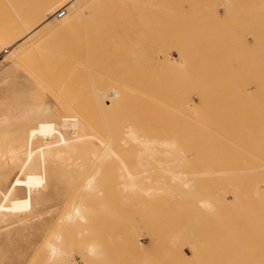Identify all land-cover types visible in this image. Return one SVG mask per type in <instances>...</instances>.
<instances>
[{"label":"rangeland","instance_id":"obj_1","mask_svg":"<svg viewBox=\"0 0 264 264\" xmlns=\"http://www.w3.org/2000/svg\"><path fill=\"white\" fill-rule=\"evenodd\" d=\"M10 1L14 3V0ZM40 1L42 0H18L21 4L17 8L22 12L21 7H25L24 4H27L26 7H28L30 4L35 5L36 2L39 3ZM162 1L163 6H160L162 9H154V16L156 14L159 15H156L157 18L155 17V19L160 17L162 19H158L159 22L155 20L156 25L154 23L152 25V21L149 26L150 28L156 27V30L160 29L158 33L163 37V45L166 43L167 46L172 44L170 47L175 44V42H172L173 38H175L174 36H181L180 39L182 40L180 43H185L186 40L184 39L186 36H183L189 29V25L192 27L194 23L197 25L200 22V18L197 15L203 12L202 9L206 13L209 9H213V7L210 8L209 6H213L214 4L217 6V3L224 2V0ZM226 2L228 3H222L224 6L221 4L222 8L219 7L220 4L217 7L219 9L215 11L214 8V12L211 9L215 16L221 13L224 17H227L226 20L219 15V18H215L214 16L213 19L212 17L210 19L213 20L212 23L207 22L209 25L201 21L204 30H208L209 26L213 24L214 31L211 29V34H209V29L205 31L209 35L202 34L203 36L198 37L197 40L195 39V44L193 42V46L191 44V48L189 47L185 56L181 57L185 58L186 62L181 63L178 52L171 49V54L165 57V61L171 67L165 68L166 66H163L169 72L166 70L163 71L161 68L162 70H157L160 75L159 77L155 70L158 68L153 69L155 70L153 73H156V76L159 78H161V73H165L162 78H167V75L170 79H172L171 76L176 77V80L181 82L177 83L175 81L177 85L179 84L178 87H181V91H184L183 89L186 88L185 94H182L183 96L180 95V98H178V95L177 98L174 96L168 97L167 92L174 91L177 85L170 82L169 78L166 81L163 79V83L167 87L163 85V91H160H162L161 93L165 91L167 97L163 98L162 96V112L160 110L161 108L156 107V109L158 108L160 110L158 113H163V121L161 120L162 115H160L161 119H159V122L163 125H160L163 131L159 129V134L162 135L163 139L166 137L175 138L178 142L177 147L181 149L177 151V159H174L173 156H170V152H166L167 148H163L162 152H159L157 155V158L163 161V165H159L157 162H152L151 160L146 169L143 167L144 170H149L146 171L147 173H144L145 175L140 177L142 181L141 186L145 188L153 186V183L151 182L152 184H150L149 181L152 176L155 178H151V181L155 179L163 181L162 193L161 191L157 192V195L160 194V196L155 198V195L151 197L152 195H148L144 190L136 189L132 192L129 191L131 195H126L123 183L127 178L122 176L125 171L121 161L114 157L110 160L111 168L108 164H104L105 168L104 166L102 168L100 167L102 173L98 178V188L100 187L101 193L97 192V195H93L94 205L96 207L98 206L100 217L97 216L98 219L95 216L96 220L91 218V215L93 217L94 215H98L94 212H98V210L94 209L91 196L88 200L90 201L91 199L90 204L87 205H89L90 210L93 208L94 211L93 213L90 211L91 214L88 212L90 214L88 222L91 221L90 223L92 224L96 223V226L91 224L92 228H85L81 227V224L84 222H80L74 226L70 225L73 228H70L71 230L66 228L69 229L68 232L64 233L69 235V237L67 234L65 235L68 243L67 247L75 249L72 254L74 257L71 260L69 259L68 264H264V0H254L250 3L248 2L249 4L244 3L243 8L239 6L240 3H238V7L236 5L237 3ZM115 3H119L121 6ZM169 4L173 6L170 12L176 10L174 14L176 16L177 13L178 16H176L177 18L171 15L167 16V23L164 20L165 17L163 14H166L165 10L167 11L170 8L168 7ZM122 6L124 7L122 0H100L94 5L95 11L101 17H104V19L108 20L112 14L116 15V19H114L115 34L117 37L115 38L116 46L111 51V59L114 63L126 51L123 49L120 39L127 35H129L128 37H134V35L136 37L138 34V36L143 35L141 29L144 26L143 21L141 22L134 12H132L134 14L129 13L130 11L125 12ZM25 8H23V11L28 12L27 8ZM195 8L198 11H196L197 13L195 12L196 14L193 13ZM206 8H208L207 11H205ZM60 9H63V7H60L55 14H58L57 12ZM226 11L230 12V15ZM215 12L218 14L216 15ZM127 13L131 14L132 18H126L130 16ZM172 17L177 20L173 19L174 25L171 23ZM175 21L178 24H175ZM132 22H135L136 26ZM0 23L2 22L0 21ZM179 24L183 26H180V30L178 28L179 26H177ZM185 24L189 26L188 29H186ZM201 24L199 23L198 26H194L199 28ZM127 26L129 27L127 28ZM222 26H228L227 28L229 29H225L226 27L223 28ZM171 27H173L172 31L170 30L171 33H168L169 35L164 39L163 34L164 32L166 33L165 30L171 29ZM200 28L201 31L203 28L201 26ZM204 30L201 32H204ZM141 32L142 34H140ZM154 32L152 31L150 35L154 37L159 36L157 31ZM149 33L147 31L145 34L149 35ZM165 46L163 47L165 48ZM7 47L8 45L0 44V97L11 96L9 109L12 110V113L15 111L14 116L16 114H21L22 116L20 115L15 120L14 126L10 125L9 120L12 121L13 119L9 116L10 111L5 110V107H1L0 138L3 133L9 134L10 129H12L15 130V133H11L4 140L6 144L16 138L23 137L22 133H30L31 136H29V139L32 145L51 141L57 137H55L56 133L53 131L51 123L53 122V118L57 116V110L55 109L53 100L58 98L54 95L55 93L53 94L51 92L50 86H48L49 84L42 77L35 76L34 81L30 83L23 79L22 76L26 74L27 70L36 75L32 71V64L34 63H32V60H37L38 58H33L38 55L40 56L41 54L38 53L41 51L39 50L35 56L27 53V60L23 56L26 61L23 59L24 61L19 62L16 68L12 70L11 67L14 65V62L12 58H9L11 48ZM24 55L26 56V54ZM29 60L30 65H25V62L29 63ZM175 61L179 68L176 66ZM216 62L218 63L216 64ZM114 63L112 66H114ZM179 65L182 66L180 67ZM112 66L110 65L108 71L112 69ZM216 68L221 69L219 73L218 70H215ZM160 71L162 72L160 73ZM258 71L259 73H257ZM112 72L113 70L110 73ZM114 72L116 71L114 70ZM150 72L156 78L153 81L158 83L159 78L152 74V69ZM150 72L148 70V74ZM181 72H183V75H188L182 77ZM119 74L120 71H117V75ZM200 76L204 77L201 79ZM180 78H184L183 80L187 78V81L185 80L182 83L183 80L181 81ZM219 78H223L224 81L221 79L223 81L221 82ZM251 78H255V80H251ZM166 83H171L172 85L169 86ZM180 84L183 85L180 86ZM178 87L176 88L179 93ZM19 93L24 96L20 100L17 99ZM129 98L127 100L132 99L130 101L132 104L127 102L125 105L131 104L129 105L130 109V106L133 108L134 104L133 98ZM15 100L20 104L18 107L12 105ZM37 101L41 102L39 106L40 111L36 110L37 106L35 105L38 103ZM121 101H118L119 105ZM119 109L115 111L117 114L114 112L111 115L110 121L113 118V121H115L116 117H118V122L116 121L115 123H119L121 122V118L124 119L125 115L128 116V119L130 118V114L128 115L130 111L128 106L125 109H122V107L121 110ZM156 109H154L156 112H151L154 116L155 113L157 114ZM147 113L150 117V112ZM131 115L133 116V113ZM157 115L156 117H158ZM143 116L145 122L148 121L149 117L146 115ZM149 120L150 123L148 121L146 124L148 123L150 125L154 123L153 121L151 122V119ZM95 121L97 120L94 119ZM125 121L126 119H124L123 124H125ZM156 121L158 122L157 118ZM114 125H116L115 131L117 130V133L118 131L120 132L119 125ZM110 128L112 129V127ZM111 129H109L111 134H108L113 137L114 135L112 136V134L115 133L114 128L113 132ZM150 131L151 129L149 130V134H152V131ZM121 132L124 131L122 130ZM155 132L157 133V131ZM124 134L119 133V135ZM126 136L122 138H126L127 140L129 137ZM117 137L120 140L118 135ZM157 137H159L158 134ZM128 140L127 143L124 142L122 145L125 147L120 145L121 140L118 141L119 144L117 143V146L121 147L116 146V149L120 155L125 154L122 157L124 160L126 159L125 163L130 170L139 171L140 169L141 171L142 164L140 163L146 162L148 160L146 159L147 156H145V161L144 159L143 162L142 160L140 161L138 158L141 157L142 159L143 155L140 156L138 153H142L136 151L137 145L135 147L134 143H130L136 148V150L134 148L136 156L133 155L135 152L130 147ZM4 143L0 139V147ZM125 143L127 146L124 145ZM17 144H23V140H20ZM134 156L136 158L135 160L133 159ZM66 158L67 171L64 175H59V169L56 168V163L53 161L47 163L44 167L34 165L30 168L24 182L19 183L20 187L14 192V199L8 208L13 211L16 209V213L11 216H6V222L3 225L4 230H1L6 237L2 236L0 238V264H29L31 261V264H33V261L34 264H39L41 262L40 260L44 258L46 254L44 243L48 239V236H52L53 231L58 228V225L63 224L61 222L62 219H59L66 212H62L61 214L60 211L64 210L66 206L72 205L74 201L71 200L75 198V193L72 189L79 185V178L76 174L79 165L75 163L79 160H71L68 154ZM137 159L139 163L135 165ZM172 160L173 162L171 164ZM167 168L178 171L181 179L173 180ZM89 170L91 172L93 170L95 171L96 167L93 170L89 168ZM110 170L114 171L112 172ZM150 170L151 173L154 170L156 172L151 175L149 173ZM147 174L148 176L151 175L150 178L146 177ZM144 176L147 178L146 180ZM1 180L3 179L0 177V182ZM68 180H72V183L69 184ZM60 182L64 183L65 186L63 184L61 185ZM120 184L123 186L122 189H120ZM8 185L9 183L6 184L7 187ZM0 186H2L1 183ZM37 200H50L52 204L44 208L34 209V203L36 204ZM102 202L105 204L103 205ZM49 209L52 212L45 214ZM39 212L43 213L44 217H41V220L38 221L35 227H31L32 225H23L22 221H20L22 218L24 221L25 219L32 218ZM99 222L101 223L100 227ZM67 226L69 227V225ZM51 229L52 233L49 234ZM71 231L74 233L73 235L69 234ZM76 233H80L81 235L79 236ZM70 237L76 238H71V242ZM82 237L83 239L85 237L86 241L84 240V242H86V245H81L80 242V246L77 243L79 241H76V245L75 243L73 244L75 242L73 240H82ZM92 239L95 240L96 246L100 248L104 258L106 257L105 259L102 256H97L98 258L100 257L99 259L96 256L92 257V255L90 259L85 256L83 249H86L87 242H92ZM43 246L45 250H43ZM97 250L99 249L97 248ZM80 253H84L82 260Z\"/></svg>","mask_w":264,"mask_h":264},{"label":"bare ground","instance_id":"obj_2","mask_svg":"<svg viewBox=\"0 0 264 264\" xmlns=\"http://www.w3.org/2000/svg\"><path fill=\"white\" fill-rule=\"evenodd\" d=\"M98 1H100V0H42L39 3L36 2L35 5L30 4L31 5V6L29 5L30 7L29 6L26 7L27 4L26 5L24 4V6L27 8L28 12L27 11L24 12L25 10L23 11V8H25L23 6L21 7L22 12L20 10H18L17 6L19 4H21V2H18V0H17L18 3L16 2V0L13 1L14 3H12V1H10V0H1L0 1V21L2 22V23H0V44L8 45L7 48H9V47L11 48L10 49L11 52H9L10 53L9 58H12L13 62H14V65L11 67V69L12 70L15 69L19 62H22L25 59L27 60V53L35 56V55H37L38 51L40 50L41 52H39L38 54H41V55L35 56V58H33V59H37V58L38 59L35 61L32 60V63L33 62L34 63L33 64L31 63L33 65L32 71L35 72L36 75L32 74L29 70H27L26 74L22 75L23 79H25L31 83V81H34L35 76H39L40 78L42 77L49 84L48 86H50L51 92L53 94L55 93L54 95L56 96V98H58L56 100L55 99L53 100L55 109L57 110V113H56L57 116H55L53 118V122L51 123L52 129L56 133V135H55V137L57 136L56 138H53L51 141H48L46 143L32 145V143L29 139V136H31L30 133H25V134L22 133L23 137L16 138L15 140H12L11 142L6 144V143H4V140H6L7 137L10 136L11 133H15V130H12V129H10L9 134L3 133L2 137L0 138L2 143H4V144H1V147H0V177L3 179L0 182L2 184V186H0V232H2L4 230L3 225L6 222V216L7 215L11 216V215H14L16 213V209H15V211H13L12 209H8V208L10 207V204L12 203V200L14 199V192L18 189V187H20L19 183L24 182V179H25L26 175L28 174L31 167H33L34 165L39 166V167H44L47 163L54 161L56 163V168L59 169V175H64L67 171L66 170V167H67L66 166L67 165L66 164L67 163L66 162L67 161L66 155L68 154L69 158L71 160L72 159L74 161H76L77 159L79 160L78 162H75L77 165H79L78 169L76 170V174L79 178V180H78L79 185H77L76 187H73V189H72V191H74V193H75V198H74V200H71V201H74V202H72L71 206H66L65 207L66 210L64 209L65 211L64 210L60 211L61 214H62V212L63 213L66 212V213L62 214L63 216L60 214V216H62V217H60L59 220L62 219L61 222L63 224L61 223L62 225H58V228L55 229V231H53V233H52V229H51V232L49 234L52 233V236L51 235H50L51 237L48 236V239L44 243L45 248H46V254L45 255L43 254L44 258H42V260H40L41 262L39 264H68L67 262L70 261L72 259V257H74L72 254L74 253L75 249H70V247H67L68 243H67V240L65 237V235L67 233L66 234H64V233L68 232V230L71 228L70 225L74 226V225L79 224L80 222L81 223L84 222L81 224L82 225L81 227L92 228V225L96 226V223L92 224V223H90L91 221L88 222L89 221L88 217L91 214L90 211L93 213L94 210H93V208H91V210H90L89 205H87V204H90L89 202L91 201V199H90V201H88V200H89V197L92 196L91 198H92L93 205H94L95 201L93 200V198H94L93 195H97V192L99 193L101 191V189H99L100 187L98 188V182H99L98 178L100 177V174L102 173L101 168H102V166H104V164H108L110 166V160L112 158L116 157L115 159H119L121 161V163L123 164V169L125 172L122 174V176L123 177L125 176L127 178V180L123 183L126 195H131L130 192L135 191L136 189H142L148 195H152L151 197H153V195H155V198L160 196L159 193H158L159 195H157V192L161 191V193H162L163 181L162 180H156V179H155L156 181L155 180L151 181V178H153V179L155 178V177L151 176L154 172H156L155 170L153 173H151V170H153V169H151L149 172L151 175H149V176H148V174L146 175V177H148V178H150V176H151L149 181H150V184L153 183L152 184L153 186H150V187L148 184L149 188H145V187L141 186L142 181L140 180V177H142V175H145L144 173L149 170V169L144 170V168L146 169L147 165L150 164L149 162L151 160H152V162H157L159 165H163V161H161L159 158H157L158 153L162 152L163 148H167L166 152H170L171 153L170 156H173L174 159H177V157H178L177 151H180L181 149H179L177 147L178 142L176 141V139L173 137H168V138L166 137L163 139L162 135L159 134V132H160L159 129L161 130L162 129L161 126H163V125H161V122H159V119H161L160 115H162L161 120L163 121V113L160 114L158 112L160 110H161V112L163 111V108H162L163 107V98L167 97L165 91H164V93H161L163 91V88L167 87V85H165L163 83V79H165V81H166L167 78H169V81L173 82V83H175V81L177 83H181V82L180 81L178 82L176 80V77L174 78L171 75L170 76L172 79H170V77L168 75H167V78H165V77L162 78V76H164L163 74H165V73H161L162 71H160V73L162 74L161 75L162 79H161V78H159L160 75H159L158 71L161 68L164 71V70H166L165 68H167L169 66L171 67V65L169 63L167 64V62L165 61V57L171 54V52H170L171 49L176 50L178 52V54L180 56L179 58L181 59L180 60L181 63L186 62V59L181 58V57L185 56L186 51L189 50V47L191 48L190 45L192 44V46H193V42L195 44L198 37L200 38L203 35H207L208 32H209V34H211V31H212L211 29H213V31H214V27H213L214 25L213 24H212L213 26L210 25L213 28L209 26V28H208V30L210 29L209 31L204 30V26L201 24V21H202V23H205V22L207 23L209 21L211 24L213 20H210V19H212V17L214 19V16H215V14L212 13V10L214 8H215L214 9L215 11H216V9H219V8H217L219 4H220L219 7L222 8V5H223L222 3L227 4L228 2H226V1H229V2H233L234 4L237 3L236 4L237 6L239 5L238 3H240L239 6H242V8H243L244 3H248V2L250 3L254 0H224V2L221 1V3H217V6L215 4H214L215 6L213 4H212L213 6L208 5L210 8L213 7V9L211 8L212 10L211 9L208 10V8H206L205 11L208 10V12H206V13L204 12V9H202L203 12H201L197 15L201 19V20L199 19L200 22L198 21L201 24L200 26L203 28L201 31L204 30V32L200 31V29H201L200 26H199V28L198 27L196 28V26H198L199 23L197 25L194 23L192 27H191V25H189L190 26L189 27L187 24H185L186 29H188V27H189V29L187 31L185 30L186 34L184 32V34H185L184 36L182 35L183 37L186 36V38L184 39L186 41H185V43L182 44V43H180L182 40V39H180L181 36L179 37V36L173 35L176 32V31H174L175 30L174 29L173 30L174 33L172 35L175 38H173L172 42H175V44L172 47H170L172 44L168 45L169 46L168 47L167 43L165 41V43H166L165 45L168 47V49H166V50H165V48H167V47L165 45H163L164 44L163 37L158 33V31L160 29L156 30L155 26H154L155 28H150V26H149V25H151L152 21H153L152 25H153V23L156 25V21L158 19L160 20L161 17L158 19H155V17L157 18V16H159V15L156 14L157 16L156 15L154 16V9L155 10L157 8L162 9V7H160V6L161 5L163 6V1L162 0H122V5H124V7L122 6V8H124V11L125 12L130 11L129 13L134 12L135 15L137 17H139V20L141 22L143 21L142 23L144 24V26L142 28L140 27L142 29L143 35L138 36L139 35L138 34L139 31H138V32H136V34H138L136 37H135V35H134V37H128L129 35H127V36H124L122 39H120L121 44L123 46V49L126 51L123 53V55H121L118 58V60L115 59V60H117L115 63L111 59V51L116 46L115 38H117V37L115 34L116 31H115V27H114L115 26V20L114 19H116V17H115L116 15L112 14V16L108 20L104 19V17H101L100 14L95 11V7H94L95 3ZM110 1H112V0H110ZM15 4H17V5H15ZM115 4H119V3H115ZM230 4H232V3H230ZM119 5L121 6V4H119ZM115 6H117V5H115ZM1 7L3 8V10ZM60 7H63V9L65 8V10H66L65 15H63L61 17H59L58 14H55V12ZM168 7H170V8L167 9ZM168 7L163 8V9H167V11H169V12H167L165 10L166 14H163L164 12L162 13L165 17V19H164L165 21H166V19H168L167 16L171 15L175 18H177L176 16H178L177 13H176V16L174 14L176 12V10L175 11L173 10V12H170L171 8L173 7L171 4H169ZM122 8H120V9H122ZM244 9H242V10H244ZM214 10H213V12H214ZM196 11H197V9L195 8L193 13H195ZM234 11H236V10H234ZM129 13H127V14H129ZM134 13H132V14H134ZM167 13H168V15H167ZM169 13H171V14H169ZM202 13H205V14H202ZM211 13L213 14V16ZM226 13H229V15H230V12L226 11ZM127 14H125V15H127ZM217 14L218 13H216V15ZM129 15L130 16L127 15L128 17H126V18H132L131 14H129ZM163 15H160V16H163ZM219 15H220V17H224V15H222L221 13ZM219 15H217L218 17L215 16V18H219ZM229 15H227V16H229ZM235 15H237V14H235ZM235 15H234V17H235ZM136 16H135V19H136ZM173 17H172V19L171 18L170 19L172 20L171 23L174 25L173 19H175V18H173ZM226 18L227 17H224L225 20H226ZM135 19H133V20H135ZM228 19H230V18H228ZM139 20L137 19L138 22H139ZM159 20H158V22H159ZM176 21H175V24L177 23ZM195 21H197V20H195ZM138 22H137V24H138ZM217 22L219 23L218 19H217ZM217 22L214 21V23H216V24H217ZM224 22L228 23L226 21H224ZM171 23H169V24H171ZM132 24L134 25L135 22H132ZM139 24H140V22H139ZM180 24L183 25L182 23H180ZM180 24L177 25V26H179L178 27L179 30L181 29ZM207 24H206V26H207ZM230 24H231V22H230ZM194 25H196V26H194ZM134 26H136V24ZM140 26H142V25H140ZM128 27L129 26H127V28ZM151 27H153V26H151ZM168 27H170V26H168ZM173 27H171V29L165 30L166 33L164 32V34H163L164 39L166 36L169 35L168 33H171ZM181 27H183V26H181ZM225 27H223V28L229 29V28H227L228 26H225ZM136 28L138 29V27H136ZM158 28H159V26H158ZM161 28H163V27H161ZM164 28H166V27H164ZM178 28L176 27V29H178ZM147 31H148V33L150 31L151 32L157 31L159 36H156V37L151 36L150 35L151 32L149 33V35H150L149 36L148 34H145ZM162 31H164V30H162ZM205 31H208V32L206 33ZM142 32L140 34H142ZM154 34H155V32H154ZM161 34H162V32H161ZM175 34H177V33H175ZM124 35H126V34H124ZM171 40H172V37H171ZM193 40H195V41H193ZM188 44H189V46H188ZM163 46H165V48ZM42 50L43 51L45 50L46 52L45 51L43 52ZM161 53H162V55H161ZM24 54H26V56ZM23 56L26 58L24 59ZM28 57L30 58V56H28ZM39 57H40V59H39ZM254 59H256V58H254ZM253 60H251V61H253ZM28 62L29 63L25 62L26 63L25 65H27V64L30 65V60ZM218 62H216V64ZM113 63H114V66H112ZM110 65L112 66L111 67L112 69H110V71H108V69L110 68ZM177 65L178 64L176 62V66ZM163 66H166V67L164 68ZM252 67H253V65H252ZM155 68H158V69H155ZM217 68L215 70L216 71L218 70V73H219V70H221V69H217ZM123 69H124V71H123ZM151 69H152V74H154L153 72L156 70L157 75H159V77H157L156 73L154 74L155 77L159 78V81H157L158 83H156V81H153L156 78H154L153 75H151V72H150ZM153 69H155V70H153ZM112 70H113V72L110 73ZM114 70L116 72H114ZM125 70H127V71H125ZM148 70L150 72L149 73L150 75L148 74ZM205 70H207V69H205ZM251 70H253V69H251ZM117 71H120L119 75H117ZM166 71H168V70H166ZM196 72H197V70H196ZM182 73L183 72H181L180 74H182ZM252 73H250V74H252ZM257 73H259V71ZM187 75L182 74V77L187 76ZM200 77L202 79L204 76L203 77L200 76ZM187 78H185L186 81H187ZM206 78H208V77H206ZM183 79H181V81ZM213 79H215V78H213ZM213 79H212V81H214ZM221 79H223V78H221ZM253 79L255 80V78H253ZM253 79L251 78V80H253ZM185 80H183L182 83H184ZM216 81H217V79H216ZM223 81H224V79H223ZM223 81L221 80V82H223ZM168 83H166V84H168ZM200 83H201V81H200ZM200 83H198V84H200ZM202 83H203V81H202ZM185 84H186V82H185ZM163 85H165V86L163 87ZM168 85L170 86L172 84L170 83ZM178 85L175 86V90H174L175 92L173 90L170 93L167 92L168 97L174 96L177 98V95H178V98H180V95L183 96L182 94H185L186 88H184V86H183L184 89L183 88L182 89L184 91H181V89H180L181 87H178ZM182 85L180 84V86H182ZM161 87H162V89H160ZM176 87L179 88L180 94L178 93V89ZM160 90H162V91H160ZM159 91H160V93H159ZM162 96H163V98H162ZM10 97H8V96L0 97V108L5 107V110L10 111L9 116L11 117V119L13 118L12 121L9 120L10 125L14 126L15 120L17 118H19V116L21 114L20 115L16 114L14 116L15 111H13V113H12V110L9 109L10 108L9 104L11 103ZM21 97H24V96L20 95V93H19L17 99L20 100ZM129 97L133 98V104H134L133 108L130 106V109H129V105L132 104L130 102V101H132V99L129 100L130 99ZM127 98H129V99L127 100ZM118 101L119 102L121 101L120 105H119ZM15 102H16V100L13 102L12 105L18 107L20 104L16 102V104H17L16 105ZM123 102H124V104H123ZM127 102H129L131 104L125 105V104H127ZM40 103L41 102L39 101L35 105V106H37V108H36L37 111H40V107H39ZM117 106H118V108H117ZM120 106L122 107V109H125L128 106V109L130 110L128 113V115L130 114V118L128 119L127 118L128 116H126V115L124 116V119H126V121H127V123L125 121V124H123V121H124L123 118H121V122L115 123L118 119V117H116V116H115L116 117L115 121H113L114 118L112 119V121H110V119L112 117L111 115L115 111H117L119 108H120L119 110H121ZM156 107H159V109L160 108L161 109L158 110V108L156 109ZM154 109L157 110L158 115L155 113V116H154L151 113L153 111L156 112ZM147 112H150V114H151L150 117L147 115L148 114ZM131 113H133V116L131 115ZM143 115H146L147 117H149V119H151V122L153 121L154 123H151L149 125L148 123H150V120L146 117V119H148V121H149V122L146 121V122H148L146 124ZM156 115L158 117H156ZM120 116H122V115H120ZM159 116H160V118H159ZM141 117H142V119H144V121H142ZM6 118H7V116H6ZM131 118H132V120H131ZM156 118L158 119V122L156 121ZM94 119L97 121L94 122ZM122 119H123V121H122ZM139 119H140V121H139ZM2 121H3V118H2ZM9 121H8V123H9ZM110 124L111 125H114V124L119 125L120 132L118 131V133H117V130L115 131L116 125L111 126ZM2 125H3V122H2ZM0 127H1V124H0ZM110 127H112V129ZM9 128H10V126H9ZM113 128H114L115 133H113L112 136L116 135L115 137L114 136L111 137V135H109V134H111L109 129H111L113 132ZM150 129H151V131L153 129H155L153 131H154V133H156L155 131H157V133L154 135V133L152 131L153 135L151 133L149 134ZM122 130L124 132H121ZM162 131H163V129H162ZM119 133H125V134L119 135ZM157 134L159 137H157ZM117 135L119 136L121 141L118 140ZM123 136L129 137L128 138L129 140L128 139L127 140L129 142L130 147H132L133 152H135L134 148L137 145V150H136V148H135V150L138 152L140 151L142 153V154H140L137 152L140 156L143 155L142 159H141V157L138 158V155H137V158L140 161L142 160V162H143V159L145 161V156H147L146 159H148V160H146V162L140 163V164H142L143 171H142V169H141V171H140V169H139V171L136 170L137 172L130 170L125 163L126 159L124 160V158L122 157L125 154L120 155L118 153V150L116 149L117 143L119 144L118 141H120L121 146L123 145L124 142L127 143L126 138H122ZM20 140H23V144L19 145V144H17V142H19ZM126 143L124 145H126ZM130 143H134L135 147H133L132 144H130ZM121 146H117V147H121ZM122 147H125V146H122ZM138 148H139V150H138ZM172 153H174V154H172ZM133 155L136 156V152ZM135 156L133 157L134 160L136 159ZM138 159H137V162L135 163V165L137 163H139ZM112 162H113V160H112ZM172 162H173V160L171 161V164H172ZM113 164H114V162H113ZM95 167H96V170L94 171L93 169H95ZM89 168H92L93 171L91 172L89 170ZM104 168H105V166H104ZM110 168H111V166H110ZM140 168H141V165H140ZM149 168H150V166H149ZM110 171H112V170H110ZM167 171L171 174L173 180H180L181 179V175L178 171L172 170L171 168H167ZM122 176H121V178H123ZM144 177H143V180H144ZM146 177H145V180L147 179ZM157 178H158V176H157ZM68 181H69L68 182L69 184L72 183V180H68ZM8 183H9V185L7 187L6 184H8ZM60 184L61 185L63 184L65 186L64 183L60 182ZM119 186H121V184ZM122 187L123 186H121L120 189H122ZM85 197H87V198H85ZM129 197H131V196H129ZM161 197H163V196H161ZM132 198H131V200H132ZM104 199H105V197H104ZM83 200L85 201V203ZM50 204H52L50 202V200H37V203L36 204L34 203L35 206L33 208L34 209L44 208ZM102 204H103V202H102ZM95 207H96V205H94V209L98 210V212L97 211H94V212L98 215H94V217H93V215H91L92 216L91 218L96 220V218H98L97 216L100 217V215H99L98 206L96 208ZM50 212H52L51 209H49L45 214H48ZM88 212L90 214H88ZM95 216H96V218H95ZM41 217H44V214L39 212V213H36L32 218L25 219V221L22 218V219H20V221H22L23 225H29V226L32 225L31 227H35L37 225L38 221L41 220ZM86 221H87V223H86ZM97 222H98V220H97ZM85 223H86V225L84 226ZM64 225H65V228H64ZM67 225H69V227ZM97 225H98V223H97ZM100 225H101V223L99 222V227H100ZM99 227H98V229L100 230ZM53 228H55V226H53ZM66 228H69V229H66ZM71 229H73V228H71ZM72 231H71V233L69 232L70 235L74 234V233H72ZM80 233L79 234L76 233V234L80 236L81 235ZM2 236L6 237V235H4L3 232L0 233V238ZM68 237H69V235H68ZM71 238L75 239L76 237L75 238L70 237V241H71ZM79 238H81V237H79ZM84 240L86 241L85 237H84V239L82 237V240H80V239L79 240H77V239L73 240V241H75V242H73V244L75 243V245H76V241H79V242H77V243H79V245H80V242H81V245H83V244L86 245V242H84ZM87 244H88L87 247L85 246L86 249H83V251H85V256L87 258L90 259L91 255H92V257H94V256H96V257L100 256L101 257L102 256V258H104L103 253H101V251H100V248L98 246H96L95 240L92 239V242L91 241L89 243L87 242ZM80 246H79V250H80ZM43 248H44V246H43ZM45 248L43 250H45ZM97 248L99 250H97ZM79 250H77V251H79ZM81 255H80V258L82 260L84 253ZM99 258L97 257V259H99ZM76 259H77V257H76ZM89 259H88V261H90ZM31 263H32V261H31ZM31 263L29 262V264H31ZM33 264H34V261H33ZM78 264H80V263H78ZM83 264H87V263H83Z\"/></svg>","mask_w":264,"mask_h":264},{"label":"built area","instance_id":"obj_3","mask_svg":"<svg viewBox=\"0 0 264 264\" xmlns=\"http://www.w3.org/2000/svg\"><path fill=\"white\" fill-rule=\"evenodd\" d=\"M65 13H66L65 9H60V10L58 11V15H59V17L65 15Z\"/></svg>","mask_w":264,"mask_h":264}]
</instances>
